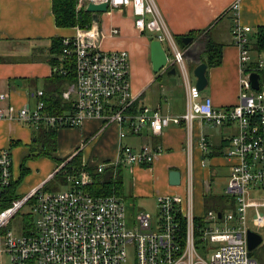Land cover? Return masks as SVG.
I'll use <instances>...</instances> for the list:
<instances>
[{
	"label": "built area",
	"instance_id": "2783aa9c",
	"mask_svg": "<svg viewBox=\"0 0 264 264\" xmlns=\"http://www.w3.org/2000/svg\"><path fill=\"white\" fill-rule=\"evenodd\" d=\"M90 2L107 3L109 10L132 8L135 27L152 34L166 49L169 67L179 70L187 90L185 113L170 117L161 108L147 107L136 112L129 53L103 50L102 33L92 23L80 28L74 37L63 39V64L58 73L70 75L73 68L75 81L62 93L70 107L60 113L49 111L44 92L39 91L34 107L24 106L17 112L12 107L0 109V118L18 121L35 134L76 128L88 119H99L103 121L102 130L112 124L121 126V139L140 134L147 127L158 136L171 124L183 125L190 133L197 122L235 125L237 131L231 134L228 150L234 162L223 193L232 211H196L192 156L182 175L184 194L162 196L156 220L148 212L129 218L126 200L121 196L94 195L88 165L72 173L62 169L64 165L59 167L40 187L25 197L15 196L3 209L11 189L15 191V179L12 154L9 149H0V264H259L249 251L247 239L250 221L257 228L264 227V214L260 213L264 202L253 199L254 193L264 190V91L261 82L260 90H254L250 80L252 73L260 75L264 71V55L252 61V28L238 22L232 28L233 42L240 53L241 90L236 105L218 108L193 82L186 51L157 0H78L77 10L85 9ZM240 2L232 6L235 15ZM112 34L119 35V30L113 29ZM1 98L5 100L6 95ZM200 145L206 150V138L200 139ZM161 152V147L145 146L134 152L122 146L116 162L99 164L95 171L104 174L110 167L115 171L148 165ZM61 174H65L68 190L47 194V184ZM27 204L31 212L23 217L18 231L12 230V220Z\"/></svg>",
	"mask_w": 264,
	"mask_h": 264
},
{
	"label": "crops",
	"instance_id": "0c3cea01",
	"mask_svg": "<svg viewBox=\"0 0 264 264\" xmlns=\"http://www.w3.org/2000/svg\"><path fill=\"white\" fill-rule=\"evenodd\" d=\"M236 1L157 0L171 31L186 51V60L192 76L198 62L208 65L206 33L205 36L194 38L193 32L208 31L213 42L223 46L221 65L208 67L209 83L207 89L202 91V96L210 97L218 108L236 105L241 90L243 74L240 53L231 34L236 22L252 28L250 35L252 61H257L264 55L255 49L258 28L264 27V0H241L238 14L235 15L232 6ZM134 21L135 17L130 7L100 13L97 27L102 33L101 47L105 51L123 50L129 53L131 95L136 101V112H141L144 107L161 108L165 115L180 116L187 106V90L181 74L179 70L177 76L168 75L169 70L159 73L153 71L151 42L155 37L139 31ZM113 29L119 30V35H113ZM79 30V27L57 26L53 0H0V109L12 107L17 112L24 106L34 107L38 101L35 94L39 91L44 92L48 87V80L56 73V68L52 64L56 57L52 51L54 39L74 37ZM183 37H193V41L186 46L182 42ZM262 76L264 77V72L260 75L263 88ZM192 78L196 83L194 76ZM70 84L72 83L66 84L64 90ZM2 95H6L5 100L1 98ZM61 103V111L70 107V103L62 98ZM102 126L103 121L88 119L80 127L45 131L46 133L55 131V150L49 155H42L57 163L56 170L60 162H68L81 150V165L83 167L88 165L86 168L95 179L93 176L95 171L90 169L95 170L99 164L110 165L116 162L122 146L130 147L134 152L141 151L145 146L161 147L162 152L156 155L151 164L119 167L117 173V177L121 176L122 179L125 173L135 176L133 196L136 205L133 207L127 205V216L130 218L139 212H148L154 220L157 219L162 196L184 194L182 185H170L169 172L180 171L182 181L189 157L192 156L193 170L196 160L200 166L197 184L203 206L199 211L202 209L232 211V207H228L226 200L221 198L223 193L214 195L213 185L218 171L222 169L226 170L229 179L234 161L228 157V150L231 134L237 131L235 125L219 127L197 122L190 133L183 125L171 124L158 136L153 135L147 127L140 134H129L124 139L120 138L121 126L112 124L105 130H102ZM123 129L127 130V127ZM42 133L44 131L35 134L30 127L25 128L18 121L0 118V149L21 148L23 145L29 146L30 143L36 145V140ZM66 137H69V149L63 157H58L60 140ZM202 137L206 138L208 144L206 150L200 145ZM93 161H97V164H93ZM109 170L111 167L104 174ZM202 171H206L205 177ZM113 173L115 174V171ZM14 179L16 189L18 178L15 174ZM47 179L32 186L28 193L40 187ZM168 185L174 188L168 189ZM123 191L120 196L124 198ZM252 214L251 211L250 218Z\"/></svg>",
	"mask_w": 264,
	"mask_h": 264
},
{
	"label": "trees",
	"instance_id": "16d2710c",
	"mask_svg": "<svg viewBox=\"0 0 264 264\" xmlns=\"http://www.w3.org/2000/svg\"><path fill=\"white\" fill-rule=\"evenodd\" d=\"M78 0H53V11L56 17V24L58 27L64 28H88L93 23V15L88 13L85 9L77 10ZM206 33V34H205ZM206 36H205V35ZM192 35L194 38L199 36H205V48L206 53L208 55V67H218L222 62V49L223 46L216 44L209 36V32L205 31H196L193 32ZM54 45L52 48L53 53L56 55L54 61L52 62L53 66L56 68V73L51 80H48V87L44 90V101L49 108V111L53 113H60L61 110V98L62 93L66 87V84L73 83L75 81V76L73 73V68L71 69L70 75H61L57 72V67L62 66L61 63V54L63 50V39H54ZM255 49L259 53H264V27H259L256 34V43ZM264 72V71H263ZM262 73V72H261ZM260 73V75H261ZM47 132V131H46ZM42 133L40 138L36 140V145L40 142L39 146L42 154L49 155L50 152L55 150V131H51L46 133ZM50 145L53 146V149L50 148ZM43 146V147H42ZM81 150L78 151V154L74 156L66 166V171L71 173L70 171H80L83 169L81 165ZM63 162H60V164ZM80 167V168H79ZM94 168H91V171ZM118 169L115 170V174L113 170L107 171L106 174H98L96 171L94 173V190L91 192L96 196H109L115 193L122 195L123 191V179L121 176L117 177ZM30 170H28L25 165L21 168V178L23 179L28 175ZM72 171V172H73ZM15 187V186H14ZM92 188V186H91ZM90 188V189H91ZM112 193V194H111ZM15 191L12 188L9 193V199L2 206L3 209L9 206V203L12 201V198L15 197ZM221 198H224L221 196ZM2 209H0L1 211ZM252 255V254H251Z\"/></svg>",
	"mask_w": 264,
	"mask_h": 264
},
{
	"label": "rangeland",
	"instance_id": "374dc122",
	"mask_svg": "<svg viewBox=\"0 0 264 264\" xmlns=\"http://www.w3.org/2000/svg\"><path fill=\"white\" fill-rule=\"evenodd\" d=\"M60 71V67H57V72ZM263 83V91H264V77L262 76L261 79ZM186 110V109H185ZM185 113V112H184ZM183 113V114H184ZM24 126V125H23ZM25 128H29L27 126H24ZM29 130V129H28ZM30 131V130H29ZM69 137H66L62 140H60V145H59V150L58 152V157H63L65 152L69 149L70 143L68 140ZM43 147V146H42ZM50 148L53 149V146L50 145ZM1 149H9L12 157H13V172L18 178V184L15 189V196L18 198L25 197L29 190L31 189L32 186L37 185L38 183L42 182L43 180H46L48 176L55 170L57 167V163L46 157L45 155H42V152L39 148V145H34L30 143L28 146H22L21 148H1ZM81 158V157H80ZM96 163L97 161H93V164ZM69 163H61L59 164V167L61 168L63 165L64 170H66V166ZM25 165L30 171L27 175L26 178H23L21 181V168L22 166ZM199 163L196 160L195 162V167H194V172H195V206H196V211L200 212L199 210L201 209L200 207L203 206V201L200 199V194L199 193V186L197 184V179L200 173V166H198ZM208 167H210V164L208 163ZM80 168V167H79ZM72 173V171H70ZM76 172V171H75ZM203 172V177H205L206 171ZM205 172V173H204ZM217 178L214 181V189L213 193L214 195H221L224 193L225 189L227 188L228 185V177L226 176V170L222 169L218 171V175H216ZM133 176L132 174L125 173L124 175V191L123 195L126 200V203L129 207H133L135 204V199H134V193L133 190L135 189L133 186ZM95 184V182H93ZM92 184V188L94 190V186ZM168 189H173L174 187H171L170 185L167 186ZM59 190H68V186L66 184V177L65 174H61L57 177H55L53 180H51L48 184L47 187L45 188V192L48 194V192H57ZM135 191V190H134ZM112 194V193H111ZM115 195H119L118 193H115ZM120 196V195H119ZM253 199L257 200L259 202H264V190L263 191H258L253 194ZM129 203V204H128ZM154 208V207H153ZM200 208V209H199ZM207 210V209H205ZM31 212L30 205L27 204L25 205L21 212L17 215V217L12 220V223L10 224V228L12 230L18 231L20 222L22 221L23 217L27 216ZM153 212V210L151 211ZM260 213L264 214V207L260 209ZM250 229L258 234H260L263 237V243L260 247H258L254 252H251L252 256L254 259L259 263L263 264L264 263V227L263 228H257L252 225L250 221Z\"/></svg>",
	"mask_w": 264,
	"mask_h": 264
},
{
	"label": "water",
	"instance_id": "95a60500",
	"mask_svg": "<svg viewBox=\"0 0 264 264\" xmlns=\"http://www.w3.org/2000/svg\"><path fill=\"white\" fill-rule=\"evenodd\" d=\"M85 10L93 15V23L98 25L100 13H107L109 11V7L107 3L94 4L90 2L88 3ZM192 41L193 37L182 38V42L186 46L189 45ZM151 56L153 71L155 73L164 72V70H169L168 75H178V69L175 66L169 67L168 54L165 51L163 45L157 40L151 42ZM207 69L208 65L206 63L198 62V64L193 70V76L196 79V85L201 91L206 90L208 87L209 81L207 78ZM250 80L253 89L259 91L261 88L260 75L257 73H252L250 75ZM169 183L171 186H180L181 172L178 170H171L169 172ZM247 239L250 252H254L263 243V237L260 234L252 231L251 229L247 233Z\"/></svg>",
	"mask_w": 264,
	"mask_h": 264
}]
</instances>
